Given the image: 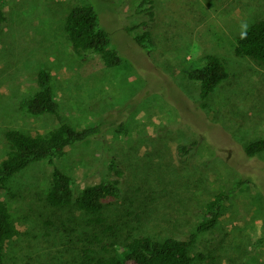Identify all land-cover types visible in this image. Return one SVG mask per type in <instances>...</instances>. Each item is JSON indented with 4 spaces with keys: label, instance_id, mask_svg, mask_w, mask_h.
Segmentation results:
<instances>
[{
    "label": "rangeland",
    "instance_id": "1",
    "mask_svg": "<svg viewBox=\"0 0 264 264\" xmlns=\"http://www.w3.org/2000/svg\"><path fill=\"white\" fill-rule=\"evenodd\" d=\"M140 1L5 4L0 163L9 152L7 130L36 135L58 126L51 117H30L19 110L21 100L38 89L42 69L51 72L55 99L74 128L91 127L115 112L127 119L129 134L110 129L105 139L68 148L57 161L79 193L115 179L109 164L117 160L125 173L123 196L107 203L103 227L90 224L75 206L48 205L52 168L47 163H36L12 180L0 199L20 233L6 244L0 264H89L91 257L113 255L108 248L114 244L119 249L129 237L188 239L202 221L205 205L241 178L251 183L225 204L216 230L197 237L194 264H264V153L250 159L244 152V146L264 138V63L234 52L235 37L264 19V0H153L155 21L149 29L156 49L150 53L135 41L148 29L137 28L145 20L135 14ZM78 5L96 10L121 66L108 69L97 55L87 61L77 56L65 25ZM206 54L225 60L231 76L202 110L199 86L187 71ZM194 142L198 147L184 162L178 147Z\"/></svg>",
    "mask_w": 264,
    "mask_h": 264
},
{
    "label": "trees",
    "instance_id": "2",
    "mask_svg": "<svg viewBox=\"0 0 264 264\" xmlns=\"http://www.w3.org/2000/svg\"><path fill=\"white\" fill-rule=\"evenodd\" d=\"M8 0H0V31L8 22L5 4ZM135 14L145 20L137 28H148L135 41L149 53L156 49L150 23L155 21L154 1L141 0ZM152 28V26H151ZM131 29L130 31H133ZM65 32L73 50L82 61L90 55H97L108 69L119 67L123 60L112 48L110 35L101 28L96 10L89 5L74 7L67 16ZM234 52L237 56L246 57L264 63V19L241 31L234 39ZM188 77L199 86L200 106L207 108V100L227 80L231 73L225 60L217 55H202L198 67L189 68ZM53 76L50 71L42 69L37 74L38 89L23 98L19 110L30 117H51L58 126L44 134H27L17 129L5 132V140L9 147L6 158L0 163V196L8 190L12 180L36 163H47L52 168L51 186L46 196L49 206L64 209L75 206L89 217L90 224L105 226L104 212L107 203L120 200L123 196V179L125 173L119 169L115 158L109 164V173L115 179L102 180L99 184L88 186L79 193L74 190L73 178L62 170L57 161L67 155V149L89 141L103 140L110 129L117 134L128 135V122L124 116L106 113L95 125L76 129L66 122L62 109L55 99L52 86ZM198 143L181 144L178 157L187 162ZM245 155L257 159L264 153V138L244 146ZM251 181L241 178L231 189H221L205 205L203 218L195 233L188 239L165 237L157 239L150 235H141L125 239V245L115 249L113 244L108 248L113 255L102 258L91 257L89 264H194L196 257L192 250L197 237L206 232L215 231L225 208V204L241 187ZM106 231H114L108 227ZM8 205L0 199V263L6 244L19 235ZM113 238H117L113 232ZM107 251V249H105ZM200 255V260H205Z\"/></svg>",
    "mask_w": 264,
    "mask_h": 264
}]
</instances>
